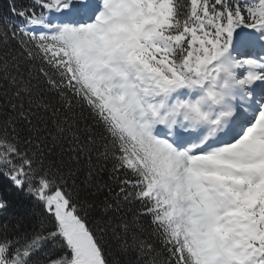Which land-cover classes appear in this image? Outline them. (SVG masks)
<instances>
[{
	"label": "snow or ice",
	"instance_id": "1",
	"mask_svg": "<svg viewBox=\"0 0 264 264\" xmlns=\"http://www.w3.org/2000/svg\"><path fill=\"white\" fill-rule=\"evenodd\" d=\"M0 264H264V0H6Z\"/></svg>",
	"mask_w": 264,
	"mask_h": 264
},
{
	"label": "trees",
	"instance_id": "2",
	"mask_svg": "<svg viewBox=\"0 0 264 264\" xmlns=\"http://www.w3.org/2000/svg\"><path fill=\"white\" fill-rule=\"evenodd\" d=\"M6 7V0H0V10H3V8ZM106 193H101L100 194V198L102 199L103 196L105 195ZM17 199H22V197H18ZM25 204L28 205L29 207L31 206L29 202L25 201ZM13 211V209H9V214H11V212Z\"/></svg>",
	"mask_w": 264,
	"mask_h": 264
}]
</instances>
